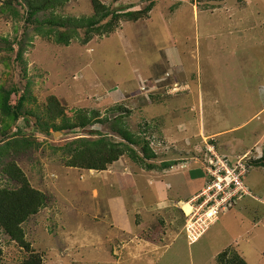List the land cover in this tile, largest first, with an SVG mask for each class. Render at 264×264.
I'll use <instances>...</instances> for the list:
<instances>
[{
  "label": "rangeland",
  "instance_id": "obj_1",
  "mask_svg": "<svg viewBox=\"0 0 264 264\" xmlns=\"http://www.w3.org/2000/svg\"><path fill=\"white\" fill-rule=\"evenodd\" d=\"M100 1L119 11L118 16L108 33L90 30L92 38L84 42L86 28H77L72 37L66 27H51L46 33L48 24L40 22L51 14L89 17L90 0H66L32 19H27L24 1L0 0V86L9 92L10 105L23 98L21 114L5 134L0 121V153L7 143L0 154V185H10L1 169L13 161L30 185L47 195L46 205L22 223L25 239L41 255L42 264H218L213 251L251 226L264 209L248 191L258 196L253 185L264 178V167L250 162L264 157V0ZM146 6L147 13L135 19L127 15ZM52 95L63 108L62 118L72 119L77 109H95L97 118L106 121L57 130L53 125L61 119L49 115ZM120 114L128 131L148 142L154 154L144 163L152 168L143 165L136 171L126 153L100 171L65 163L70 157L66 146L78 137L97 140L101 132L121 141L109 129ZM211 132L219 133L209 140ZM206 144L231 161L247 156L252 167L244 184L250 195L235 199L194 242L184 230L172 232L167 247L163 237L160 250L141 253L137 260L119 247L128 244L127 236L114 239L127 240L124 243L107 241L114 221L102 200L106 188L112 193L120 189L118 182L108 181L111 176L123 178L122 172L132 170L141 176L147 171L154 176L177 172L183 170L180 164H161L184 159L197 170L189 179L198 182ZM133 146L141 153L139 144ZM139 182L149 197L148 185ZM182 203L169 213L161 211L158 219L163 224L185 223L189 211ZM255 233L262 236L264 226ZM0 248V264H20L27 256L1 229ZM247 250L251 264L258 262L259 249Z\"/></svg>",
  "mask_w": 264,
  "mask_h": 264
},
{
  "label": "trees",
  "instance_id": "obj_2",
  "mask_svg": "<svg viewBox=\"0 0 264 264\" xmlns=\"http://www.w3.org/2000/svg\"><path fill=\"white\" fill-rule=\"evenodd\" d=\"M6 1V0H5ZM26 5L27 19L34 18L37 14L43 13L47 9H54L60 6L66 0H22ZM93 14L86 18L76 17H61L60 15L51 14L49 17L40 23L48 24L46 33L51 31V27H66L72 29L68 34L75 36L77 28H86L87 35L82 39L86 42L90 36L89 31L102 34L108 33L111 30L112 19L116 18L119 11H111L108 6L100 0H90ZM6 3V2H5ZM149 6H146L141 11L127 13L135 19L138 14L147 13ZM120 10V9H119ZM120 12H123L120 10ZM111 15L109 21L101 22L104 18ZM61 33V32H60ZM61 35H57L56 39L59 40ZM92 38V37H91ZM23 98L20 97L15 105L9 104V92L2 90L0 86V116H1V133L5 134L10 125L19 118L21 114V107ZM48 108H50L49 115L52 118H60L61 122L57 125L54 124L57 130L82 128L91 125L98 121H106L105 118L98 119V112L95 109L80 110L77 109L73 118H62L64 111L60 107L58 100L55 96H50L48 99ZM122 115L110 121L109 129L119 134L122 138L121 141L111 140L106 133L97 132L99 136L97 140H91L87 137H78L71 141L66 146V153L70 154L69 159L65 162L69 166L85 168L89 170H104L112 162L116 161L120 156L126 153L131 160L140 166L152 168L154 165L144 163L145 159L152 157L154 154L148 145V142L142 140L140 137L134 136L128 131L126 125L123 123ZM140 145V152L135 149L133 145ZM4 148L0 154L6 150ZM150 152L148 154V152ZM1 158V155H0ZM264 157L256 160H251V164L255 166L264 167ZM174 161L168 160L163 167L171 166ZM248 164H250L248 162ZM250 164V166H251ZM1 173L9 180L10 185H0V229L20 247L27 251V256L20 264H42V258L39 253L34 251L29 242L25 239V233L22 228V223L30 216L38 213V211L46 205L47 195L30 185L28 178L13 161L7 162L1 169ZM1 256V248H0ZM218 264H248L233 247H227L215 256Z\"/></svg>",
  "mask_w": 264,
  "mask_h": 264
},
{
  "label": "crops",
  "instance_id": "obj_3",
  "mask_svg": "<svg viewBox=\"0 0 264 264\" xmlns=\"http://www.w3.org/2000/svg\"><path fill=\"white\" fill-rule=\"evenodd\" d=\"M218 133L219 132H211L210 136L213 137L218 135ZM203 158L204 157H202V159ZM171 160L174 161V165L180 164L178 168H182L183 170L162 173L163 169L161 171L160 168L155 167L153 169L159 170V172L162 173L161 175H151V171L147 170V172H144L145 174L147 173V176H141V173L134 175L135 171L132 170L122 172L123 178L121 175L117 174L116 177L114 175L108 179L110 183H113L114 181L118 182L120 189H117V191L112 193L110 189L106 188L108 193L107 195H104L105 199L102 200V203L105 204L109 210V212H107L108 217L110 220L114 221L113 225H111V227L109 226L105 237L107 241H110L111 239H116L118 235L127 236L129 238L128 244H124L119 247L125 250L130 259L138 260L142 258L141 253H155L157 250H160L162 244L161 240L163 237H165L163 242L164 247L169 245L170 237L173 234L172 232H179L183 230L184 223L181 222V225H177L170 220L167 222L164 221L166 224H163V219L161 220L160 218L159 220L157 217L158 214L161 211L169 213L173 211L174 208H178L176 203H182L186 199H189L196 192H198L205 183L206 178L204 173H202L203 169L201 166L198 167L201 169L202 177H200V181L197 182L196 177H193L195 180L189 179L190 175H193L195 171H197L195 169L196 167H187L186 165H188V162L184 159L177 162L175 159ZM132 163L133 167L136 168V171L139 168L143 169L140 165H137L134 162ZM251 167L252 166H250L248 173ZM136 175L137 178L135 177ZM140 180H142L144 184L146 183L148 185L149 197L146 194L147 192L145 193V191H143V189L139 186ZM253 186L257 187L255 190L259 195L254 196L250 190H248L249 193L254 199H257L260 203L264 204V178L262 183L258 182ZM163 187L165 189L164 191ZM159 188L160 192L157 194L156 191ZM181 188L185 189V192H182ZM168 194L170 195L169 197ZM126 196H129V198ZM127 202H131L133 204H129V206H127L125 205ZM127 209L130 210V212H128ZM242 221H244V225L248 223L244 217L242 218ZM259 225L264 226V209H262L261 216L256 218V220L252 222L251 226L244 227L242 232H237L236 234L231 235L230 238L227 237V240H225V242L213 251L212 257H215L220 251L227 247H233L248 264H251L249 260V257H251L250 253L247 254L246 250L250 247L255 249L257 247L259 251H257L255 255L258 262L252 263L260 264L261 262H264V233H261V238L257 235L259 233H255L258 230ZM143 230L150 233V235L144 233ZM246 234H249V236L245 239L243 236ZM219 238L221 239V237ZM126 241L127 240H122L121 242H118L116 240L115 242L118 244Z\"/></svg>",
  "mask_w": 264,
  "mask_h": 264
},
{
  "label": "built area",
  "instance_id": "obj_4",
  "mask_svg": "<svg viewBox=\"0 0 264 264\" xmlns=\"http://www.w3.org/2000/svg\"><path fill=\"white\" fill-rule=\"evenodd\" d=\"M207 155L203 163L205 183L189 202L183 230L188 241H196L223 214L232 208L234 200L247 194L244 180L250 168L247 156L234 161L218 154L206 144Z\"/></svg>",
  "mask_w": 264,
  "mask_h": 264
},
{
  "label": "bare ground",
  "instance_id": "obj_5",
  "mask_svg": "<svg viewBox=\"0 0 264 264\" xmlns=\"http://www.w3.org/2000/svg\"><path fill=\"white\" fill-rule=\"evenodd\" d=\"M182 205L184 206L183 208L186 210V211H189V205L185 202V204L184 203H182Z\"/></svg>",
  "mask_w": 264,
  "mask_h": 264
},
{
  "label": "clouds",
  "instance_id": "obj_6",
  "mask_svg": "<svg viewBox=\"0 0 264 264\" xmlns=\"http://www.w3.org/2000/svg\"><path fill=\"white\" fill-rule=\"evenodd\" d=\"M210 139L212 140V137H210L209 140H210Z\"/></svg>",
  "mask_w": 264,
  "mask_h": 264
}]
</instances>
